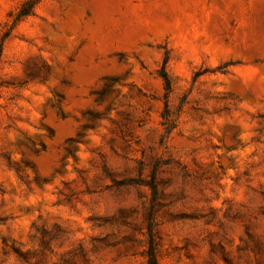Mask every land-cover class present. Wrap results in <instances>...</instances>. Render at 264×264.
<instances>
[{
	"label": "rangeland",
	"instance_id": "374dc122",
	"mask_svg": "<svg viewBox=\"0 0 264 264\" xmlns=\"http://www.w3.org/2000/svg\"><path fill=\"white\" fill-rule=\"evenodd\" d=\"M151 247L264 264V0H0V264Z\"/></svg>",
	"mask_w": 264,
	"mask_h": 264
},
{
	"label": "trees",
	"instance_id": "16d2710c",
	"mask_svg": "<svg viewBox=\"0 0 264 264\" xmlns=\"http://www.w3.org/2000/svg\"><path fill=\"white\" fill-rule=\"evenodd\" d=\"M27 11L25 10L24 12H21L19 14V17H22ZM146 263L145 264H157V259L155 256L154 249L151 247L148 252H146Z\"/></svg>",
	"mask_w": 264,
	"mask_h": 264
}]
</instances>
